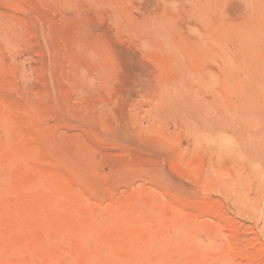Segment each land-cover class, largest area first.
I'll return each mask as SVG.
<instances>
[{
    "label": "rangeland",
    "instance_id": "obj_1",
    "mask_svg": "<svg viewBox=\"0 0 264 264\" xmlns=\"http://www.w3.org/2000/svg\"><path fill=\"white\" fill-rule=\"evenodd\" d=\"M0 264H264V0H0Z\"/></svg>",
    "mask_w": 264,
    "mask_h": 264
},
{
    "label": "bare ground",
    "instance_id": "obj_2",
    "mask_svg": "<svg viewBox=\"0 0 264 264\" xmlns=\"http://www.w3.org/2000/svg\"><path fill=\"white\" fill-rule=\"evenodd\" d=\"M206 126V125H205ZM230 127V126H229ZM206 131V130H205ZM200 133V132H199ZM228 142V141H227Z\"/></svg>",
    "mask_w": 264,
    "mask_h": 264
}]
</instances>
